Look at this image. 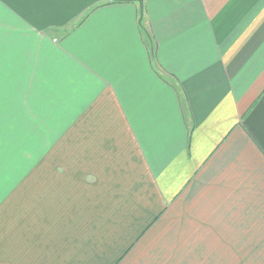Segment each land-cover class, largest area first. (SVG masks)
I'll return each instance as SVG.
<instances>
[{
  "label": "crops",
  "instance_id": "0c3cea01",
  "mask_svg": "<svg viewBox=\"0 0 264 264\" xmlns=\"http://www.w3.org/2000/svg\"><path fill=\"white\" fill-rule=\"evenodd\" d=\"M0 264H264V0H0Z\"/></svg>",
  "mask_w": 264,
  "mask_h": 264
},
{
  "label": "water",
  "instance_id": "95a60500",
  "mask_svg": "<svg viewBox=\"0 0 264 264\" xmlns=\"http://www.w3.org/2000/svg\"><path fill=\"white\" fill-rule=\"evenodd\" d=\"M135 1H137L138 4H139V7H140V19H141L142 13H143V0H135Z\"/></svg>",
  "mask_w": 264,
  "mask_h": 264
}]
</instances>
